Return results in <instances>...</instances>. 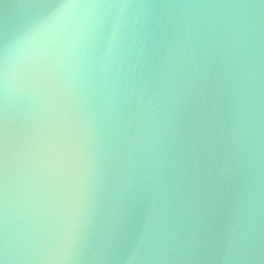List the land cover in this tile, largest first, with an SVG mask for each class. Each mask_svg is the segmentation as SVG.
<instances>
[{"label":"water","instance_id":"water-1","mask_svg":"<svg viewBox=\"0 0 264 264\" xmlns=\"http://www.w3.org/2000/svg\"><path fill=\"white\" fill-rule=\"evenodd\" d=\"M3 264H264V0H0Z\"/></svg>","mask_w":264,"mask_h":264},{"label":"snow or ice","instance_id":"snow-or-ice-1","mask_svg":"<svg viewBox=\"0 0 264 264\" xmlns=\"http://www.w3.org/2000/svg\"><path fill=\"white\" fill-rule=\"evenodd\" d=\"M0 264H3V261L2 260H0Z\"/></svg>","mask_w":264,"mask_h":264}]
</instances>
